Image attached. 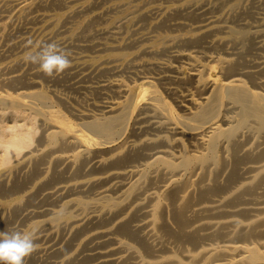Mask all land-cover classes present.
I'll list each match as a JSON object with an SVG mask.
<instances>
[{
	"label": "bare ground",
	"instance_id": "1",
	"mask_svg": "<svg viewBox=\"0 0 264 264\" xmlns=\"http://www.w3.org/2000/svg\"><path fill=\"white\" fill-rule=\"evenodd\" d=\"M147 1L0 0V232L37 229L27 264H264V64L246 58L264 41L250 0ZM113 10L155 14L164 34L127 52L114 26L95 27ZM16 21L87 40L100 72L124 60L138 73L71 109L43 90L58 79L20 71L37 45L11 40Z\"/></svg>",
	"mask_w": 264,
	"mask_h": 264
},
{
	"label": "rangeland",
	"instance_id": "2",
	"mask_svg": "<svg viewBox=\"0 0 264 264\" xmlns=\"http://www.w3.org/2000/svg\"><path fill=\"white\" fill-rule=\"evenodd\" d=\"M168 0H158V1H153V2H149L147 1L143 6L144 7H148L150 6L151 4H155V3H162L163 2H167ZM263 1V3L261 2ZM248 3H250L248 5ZM254 3V4H253ZM109 3H106L104 2L103 4L100 3L99 5H97L96 7H98L99 10L97 11H102V10H105V8L108 6ZM132 4H136L135 2H133ZM253 4V5H251ZM254 8V6L256 8L252 9V7ZM260 5V6H259ZM245 6L246 8H248L247 10L250 11L251 13V16H249V20L247 19L248 23L251 25L252 28H257L258 30L261 31V34L259 37H257L258 39H256L255 42L259 43V42H262L264 41V0H250V2L246 1L245 2ZM249 6L251 7L250 10H249ZM115 11V12H114ZM111 13V14H110ZM113 13V15H112ZM154 18L156 19V15H152L150 16L149 19H147L146 21H143V22H138V21H132L129 17L127 16H123L121 15V10H113V11H109L107 12V14L104 15L103 19L100 21V22H97L95 27H102L104 25H112L115 27V31H117L119 34H118V40L119 41H124L125 45H126V51L127 52H130V53H133L134 51L138 50L142 45L143 46H147V45H150L151 43H153L154 39L159 36L160 34H164V30H163V33L162 31L160 30H152L151 27H150V22H153L154 21ZM259 18V19H258ZM251 19V20H250ZM258 19V20H257ZM120 20V21H119ZM124 20V21H123ZM127 20V21H126ZM253 20V21H252ZM131 21V22H130ZM251 21V23H250ZM122 22V23H121ZM130 22V23H129ZM14 22L13 24V27H12V38L11 40H14L15 42H20V40L24 37H27L29 41H32V43H35L37 46H36V49L38 47V45L41 44V41L43 42H57L59 43L62 47H66V49L71 53L70 55V59H73L71 60L72 61V69H68L64 72V77L63 75L62 76H59L55 79H58V80H55V83L58 82V83H53L54 84V87L52 86L53 84L50 83V82H54V81H51L49 79H46L44 80L43 79V82L41 81L42 83V86H44L43 90L48 94L49 92V96L51 97L52 95L55 97L57 96V98H60L61 100H63L65 102V104L71 109H75V110H79V111H89L90 109H92V107L94 105H98V104H102V102H105V101H108L112 96H111V93L109 94V92H106V91H103V90H97V88L102 85V84H106V83H109V82H114L116 80H125L126 81H131L133 78H135V75L138 73L137 71H135L134 69L131 68V66H128V62L127 61H122V60H119L117 61L116 63L118 64V67H116L115 69L113 70H110V71H106V72H100V70L97 69V62L94 63V61L92 60L97 54H96V49H86V50H83L81 49L80 46L84 45V44H87V40H83L81 39L80 37L78 38H67V36H69V33L65 32L64 30H60L56 33H54V36H53V33H50V32H43L42 30L40 31L39 29V26L40 24H36V23H32V25H29L31 23H25V22ZM35 24V25H34ZM16 26V27H14ZM143 26V28H142ZM123 27V28H121ZM142 28V29H138L137 31L135 29L137 28ZM17 28V29H16ZM24 28V29H23ZM31 28V29H29ZM129 28V29H128ZM22 29V30H21ZM36 29V30H34ZM133 33H132V31ZM150 30V32H149ZM28 31V32H26ZM63 31V33H62ZM136 31V33L134 32ZM156 31V32H155ZM25 32V33H24ZM40 32V33H39ZM65 32V33H64ZM131 32V33H130ZM138 32V33H137ZM15 33V34H14ZM21 33V34H19ZM26 35H24V34ZM33 33V34H32ZM39 33V34H38ZM148 33V34H147ZM59 34V35H57ZM147 34V35H146ZM129 35V37L127 36ZM18 36V37H17ZM29 36H32L31 38ZM44 36V37H43ZM151 36V37H150ZM263 36V37H261ZM145 37V38H144ZM148 37V38H147ZM20 38V39H19ZM65 38V39H64ZM137 42L139 41V43H135L136 40ZM40 39V40H39ZM48 39V41H47ZM77 39H80V42L77 40ZM126 39V40H125ZM142 39V40H141ZM46 40V41H45ZM99 41V38L96 36L93 38V41ZM141 40V42H140ZM129 41V42H128ZM39 42V43H38ZM146 42V43H145ZM22 45H24L22 47ZM72 45V47H70ZM70 47V48H67V47ZM127 46H129V48H127ZM259 48L261 49V51H259V48H257V50L252 53L253 55L254 54H258V55H255L257 56V58H260V59H257L255 56L252 57V55H248L246 58L251 61V63H257V64H264V54L262 52V50H264L263 46L262 45H258ZM21 47V48H20ZM133 47V48H132ZM131 48V49H130ZM78 49V50H77ZM6 48H4V52H5ZM20 50V51H19ZM22 50V52H21ZM30 50L27 49V47L25 46V44H21L19 45L18 49H14V50H10V51H7L4 53L5 55H7L8 59L7 60H13L14 58H17L18 56H22L23 54H25L26 52H28ZM87 51V52H86ZM11 52V53H10ZM15 52H18V53H15ZM21 52V53H20ZM81 52V53H80ZM92 54H91V53ZM94 52V53H93ZM73 53V54H72ZM11 56H10V55ZM9 55V56H8ZM85 56V60H83ZM88 56V57H87ZM155 56V57H154ZM154 56H146L147 58L149 57L151 60L155 61L157 59H164L165 56L163 55H154ZM160 57V58H157ZM145 57V56H144ZM79 58V59H78ZM87 64H86V63ZM90 62V63H89ZM124 62V63H123ZM261 62V63H260ZM82 63V64H81ZM120 63V64H119ZM22 66L20 68V71H30V70H35L38 66H35V65H32V64H29V63H26L25 60L22 62ZM30 66H29V65ZM79 64V65H78ZM124 66H123V65ZM28 65V67L26 66ZM85 65V66H83ZM95 65V67H94ZM131 65V64H130ZM31 66L34 67L31 69ZM77 66V67H76ZM87 66H89L87 68ZM104 66V65H103ZM108 67V65H106ZM82 67V68H81ZM123 67V68H122ZM125 67V69H124ZM85 69V70H81V69ZM128 70H127V69ZM80 69V70H78ZM120 69V71H118ZM124 69V70H123ZM91 70V71H90ZM93 70V72H92ZM98 71V72H96ZM89 72V74H88ZM90 72H92L90 74ZM116 74H115V73ZM126 72V73H125ZM128 72V73H127ZM131 72V73H130ZM133 72V73H132ZM80 73V74H79ZM99 76L95 77L93 76V74H96ZM99 73H108V74H105V75H100ZM125 73V74H123ZM154 73V72H153ZM71 74V75H70ZM86 74V75H84ZM111 76H110V75ZM113 74V75H112ZM133 76H132V75ZM70 75V76H69ZM73 75V76H72ZM76 75V77H74ZM83 75V76H82ZM109 75V76H107ZM82 76V77H81ZM95 79H93V77ZM106 78H105V77ZM113 76V77H112ZM71 77V78H70ZM73 77V79H72ZM83 78L82 81H80L81 78ZM89 78L87 80V78ZM92 77V78H91ZM127 77V78H126ZM63 78V79H62ZM80 78V79H79ZM65 79V80H64ZM69 79V80H68ZM79 79V81H78ZM42 80V79H41ZM86 80V81H85ZM61 83H60V82ZM78 81V82H77ZM85 81V82H84ZM89 81V82H87ZM101 81V82H99ZM104 81V82H103ZM44 82H45V85H44ZM73 82V83H72ZM87 82V83H86ZM91 82V83H90ZM93 82V83H92ZM99 82V83H98ZM72 83V84H71ZM58 84V85H57ZM72 86H70V85ZM59 85H63L62 87L63 88H67V89H63L62 87H59ZM51 86V87H50ZM81 86V87H80ZM76 87V88H74ZM79 87V88H77ZM96 87V88H95ZM90 88V89H89ZM95 88V89H94ZM57 89V90H56ZM63 89V90H61ZM81 89V90H80ZM92 89V90H91ZM50 90H53V91H50ZM68 90V91H67ZM73 90V91H71ZM83 90V91H82ZM97 90V91H96ZM94 91V92H93ZM52 94H51V93ZM73 92V94H72ZM87 94H86V93ZM70 93V95H69ZM78 93H81V94H78ZM96 94L97 96V99H94L96 96L93 95ZM102 96H100L101 94ZM78 94V95H77ZM92 94V95H91ZM99 97H98V95ZM91 95V96H90ZM104 95V96H103ZM52 96L53 99H55L54 97ZM83 96V97H82ZM86 97V98H85ZM93 97V98H92ZM106 97V98H105ZM77 98V99H76ZM99 98V99H98ZM103 98V99H102ZM89 99V100H88ZM101 99V100H100ZM74 100V101H72ZM80 100V101H79ZM88 100V101H87ZM97 100V101H96ZM73 103V104H72ZM76 105H75V104ZM85 104V105H83ZM80 106L82 107L83 109H81L80 107H77ZM91 105V106H90ZM90 106V107H89ZM1 212H0V216H1ZM22 226V223L18 224L17 226V231H22L24 229V227L26 226V224H23V227H20ZM60 235V236H59ZM62 236V237H61ZM67 236V234L65 232H60L56 237H55V241L58 239V242H61L62 239L64 237ZM58 237V238H57ZM60 237V238H59ZM62 238V239H61ZM60 239V240H59Z\"/></svg>",
	"mask_w": 264,
	"mask_h": 264
},
{
	"label": "clouds",
	"instance_id": "3",
	"mask_svg": "<svg viewBox=\"0 0 264 264\" xmlns=\"http://www.w3.org/2000/svg\"><path fill=\"white\" fill-rule=\"evenodd\" d=\"M71 53L57 42H41L29 52L25 62L38 66L46 77L55 79L71 68ZM37 229L28 232H0V264H27L36 250Z\"/></svg>",
	"mask_w": 264,
	"mask_h": 264
}]
</instances>
